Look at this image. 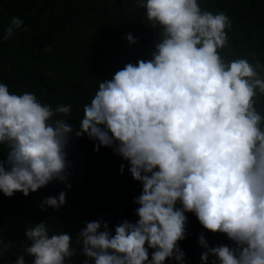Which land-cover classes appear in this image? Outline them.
<instances>
[{"label":"clouds","instance_id":"9594fccd","mask_svg":"<svg viewBox=\"0 0 264 264\" xmlns=\"http://www.w3.org/2000/svg\"><path fill=\"white\" fill-rule=\"evenodd\" d=\"M137 2L162 39L151 60L125 64L99 82L77 130L63 118L69 105L53 109L0 84V144L7 146L0 193L27 196L53 178L63 181L65 145L83 133L97 142L93 151L113 148L126 160L142 191L135 223L124 220L114 233L106 223H86L76 240L87 258L82 264H164L166 258L185 264L177 244L185 236V212L234 243L209 248L201 264L207 255L214 257L209 264H264V116L253 99L264 94V77L245 58L220 56L230 27L225 14L202 11L197 0ZM22 24L12 17L2 38L27 31ZM126 39L132 42L131 35ZM64 202L61 191L42 204L55 210ZM24 236L31 264H66L75 252L69 234L50 235L44 222L27 227ZM199 239L204 245L203 234ZM14 264L25 261L17 257Z\"/></svg>","mask_w":264,"mask_h":264},{"label":"trees","instance_id":"16d2710c","mask_svg":"<svg viewBox=\"0 0 264 264\" xmlns=\"http://www.w3.org/2000/svg\"><path fill=\"white\" fill-rule=\"evenodd\" d=\"M197 3L202 11L223 13L230 21L225 29L226 45L218 49L225 62L245 58L264 77V0ZM12 17L20 18L21 28L27 26L28 30L14 31L5 40L3 30ZM128 35L132 42L126 39ZM161 39L160 27L151 25L137 0H0V84L10 93H32L53 109L69 105L70 112L63 118L77 130L83 107L90 103L99 82L111 79L125 64L151 60ZM253 99L254 107L264 116V94L257 93ZM62 115L54 114L52 119ZM96 143L83 133L71 135L64 148L68 165L63 181L53 178L27 196L19 191L10 197L0 193V248L8 245L0 251V264H14L17 257L31 264L32 257L26 252L30 242L24 231L34 223L44 222L50 235L69 234L75 252L66 258V264H82L87 258L76 240L87 222L106 223L114 233L122 221H137L135 198L141 194V183L131 177L128 162L113 148L93 151ZM6 152L7 146L0 144V160ZM61 191L65 194L63 205L54 210L42 204ZM175 207L182 205L177 202ZM184 215L185 236L177 244L185 264H201V254L213 246H234L226 234L203 228L194 213ZM152 251L148 249L149 259ZM212 259L207 255L205 264ZM164 264L176 262L166 258Z\"/></svg>","mask_w":264,"mask_h":264}]
</instances>
